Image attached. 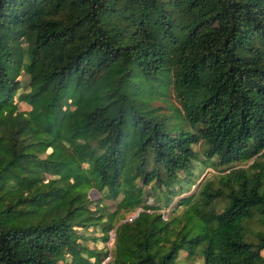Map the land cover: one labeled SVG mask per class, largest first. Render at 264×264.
Wrapping results in <instances>:
<instances>
[{"label":"trees","instance_id":"trees-1","mask_svg":"<svg viewBox=\"0 0 264 264\" xmlns=\"http://www.w3.org/2000/svg\"><path fill=\"white\" fill-rule=\"evenodd\" d=\"M93 188L143 207L112 264H264V0H0V264H102Z\"/></svg>","mask_w":264,"mask_h":264},{"label":"rangeland","instance_id":"rangeland-1","mask_svg":"<svg viewBox=\"0 0 264 264\" xmlns=\"http://www.w3.org/2000/svg\"><path fill=\"white\" fill-rule=\"evenodd\" d=\"M22 81L27 83L29 81V78L27 75L22 74L20 76ZM167 98L170 99L173 103L177 104V100L175 98V94L173 93V90L171 89L169 92H167ZM155 105L160 106L162 111H169L168 105L162 100L157 99L154 102ZM19 107L21 110L28 111L31 109V106L26 102H20ZM195 148L200 152V158L203 160L205 157L203 155L204 150L206 148V145L204 142H200L195 145ZM203 164V163H202ZM86 166V165H85ZM199 176L197 178L196 183L191 186L190 190L188 192H185L183 194H180L178 196H175L173 198V202L170 205H166V194L161 191V189L157 188L156 192L160 195V199H156L154 197L155 193V185L156 183H152L151 185L144 186L145 192V204L152 205V206H159L157 208H151L150 211H158L159 213H162L165 220H170L176 215H180L184 212V210L187 208V205L183 202L186 197H189L193 193H196L199 189L200 183L205 180L208 177H214L215 175H218L220 173V169L216 166H213L211 164L209 165H201L199 167ZM139 184L143 185V181L139 180ZM91 198L95 201L93 204V208L96 207L97 204H100L101 206L105 207L106 209V216H108L109 213L117 212L115 216L112 217V223L113 228L109 231V239L107 241L102 240L103 233L99 230H96L94 226H91L86 229H81L80 233L83 235V238L80 239V241L87 247L90 248H98L102 251H105L106 257L104 258V261L102 264H112L114 253H115V242L117 237V227L121 224H123L126 221H132L140 211L143 210V207H138L135 210L132 211H125L124 209L118 210V204L123 199L124 193L118 192L117 194H110L108 191H98L97 189L93 188L90 192ZM225 206L224 201H218L215 204V208L217 211H221L223 207ZM254 227L256 229H264V227L259 226L257 223H254ZM87 255V254H86ZM264 255V250H263ZM95 258H92V261H94ZM71 263V259L69 261ZM204 260L201 255H195L190 256L187 251H181L180 255L178 257L176 264H203Z\"/></svg>","mask_w":264,"mask_h":264}]
</instances>
